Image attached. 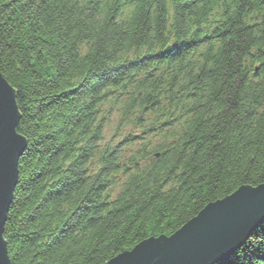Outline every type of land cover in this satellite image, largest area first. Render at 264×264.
<instances>
[{
    "label": "trees",
    "instance_id": "16d2710c",
    "mask_svg": "<svg viewBox=\"0 0 264 264\" xmlns=\"http://www.w3.org/2000/svg\"><path fill=\"white\" fill-rule=\"evenodd\" d=\"M0 72L11 264H107L264 184V0H0ZM236 262L264 264V224Z\"/></svg>",
    "mask_w": 264,
    "mask_h": 264
},
{
    "label": "water",
    "instance_id": "95a60500",
    "mask_svg": "<svg viewBox=\"0 0 264 264\" xmlns=\"http://www.w3.org/2000/svg\"><path fill=\"white\" fill-rule=\"evenodd\" d=\"M20 112L14 88L0 73V264H11L4 228L27 142L16 132ZM264 222V184L242 186L209 203L173 235L151 237L107 264H218L225 261Z\"/></svg>",
    "mask_w": 264,
    "mask_h": 264
},
{
    "label": "rangeland",
    "instance_id": "374dc122",
    "mask_svg": "<svg viewBox=\"0 0 264 264\" xmlns=\"http://www.w3.org/2000/svg\"><path fill=\"white\" fill-rule=\"evenodd\" d=\"M0 73H1V72H0ZM1 74H2V73H1ZM2 76H3V75H2ZM5 80H6V79H5ZM6 81H7V80H6ZM7 82H8V81H7ZM8 83H9V82H8ZM9 84H10V83H9ZM10 86H11V85H10ZM11 87H12V86H11ZM12 88H13V87H12ZM15 93H16V91H15ZM16 103H17V98H16ZM17 107H18V105H17ZM18 110H19V108H18ZM115 126H116V125H115ZM115 126H113L112 128H114ZM112 128H110V129H112ZM128 131H130V129H127V130H125L124 132H128ZM16 132H18L17 129H16ZM25 140H26V139H25ZM26 142H27V140H26ZM26 148H27V146H26ZM26 148H25V150H26ZM25 150H24V152H25ZM24 152H23V154H24ZM23 154H22V155H23ZM22 155H21V156L19 157V159H18V166H19V161H20V158L22 157ZM17 170H18V175H17V179H16L17 182H16V185H15V189L13 190V197H12L13 199H14V194H15V190H16V187H17V185H18V179H19V168H18ZM118 176H120V174H118L117 177H118ZM159 177H160V176H158V180H159ZM171 178H173V177L169 176V177H168V180L165 179L164 181H170V180H172ZM160 180H162V177H161ZM252 187H253V186H252ZM256 187H257V186H256ZM236 191H237V190H236ZM13 199H12V202H13ZM12 202H11V204H12ZM10 208H11V205H10ZM9 211H10V209H9ZM8 213H9V212H8ZM7 219H8V216H7ZM6 222H7V221H6ZM262 224H264V222H263ZM262 224H261V225H262ZM261 225H260V226H261ZM5 226H6V223H5ZM260 226H259V227H260ZM259 227L253 231V233L251 234V236L249 237L248 240H250V238L252 237V235H253V234L259 229ZM4 229H5V228H4ZM4 232H5V230H4ZM4 240H5V237H4ZM248 240H247V241H248ZM247 241H246V242H247ZM5 243H6V240H5ZM6 248H7V243H6ZM241 248H242V246H241L236 252H234L233 254H231L227 259H229L231 256H233V255L236 254L238 251H240ZM7 253H8V250H7ZM8 256H9V255H8ZM113 258H114V257H113ZM227 259H226V260H227ZM226 260H225V261H226ZM222 262H223V261H222ZM222 262H220V263H222ZM236 263H237V264H242V262H236Z\"/></svg>",
    "mask_w": 264,
    "mask_h": 264
},
{
    "label": "bare ground",
    "instance_id": "6f19581e",
    "mask_svg": "<svg viewBox=\"0 0 264 264\" xmlns=\"http://www.w3.org/2000/svg\"><path fill=\"white\" fill-rule=\"evenodd\" d=\"M218 264H220V262Z\"/></svg>",
    "mask_w": 264,
    "mask_h": 264
}]
</instances>
